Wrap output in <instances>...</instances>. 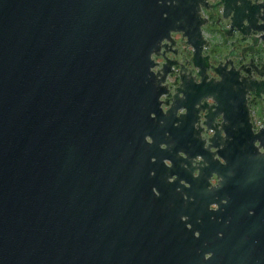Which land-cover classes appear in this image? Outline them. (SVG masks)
I'll list each match as a JSON object with an SVG mask.
<instances>
[{"label":"water","instance_id":"95a60500","mask_svg":"<svg viewBox=\"0 0 264 264\" xmlns=\"http://www.w3.org/2000/svg\"><path fill=\"white\" fill-rule=\"evenodd\" d=\"M217 4L264 41V0ZM210 6L0 0V264H209L173 247L209 236V203L264 204V106L254 131L246 97L264 81L220 64L208 76ZM177 43L196 72L169 86ZM253 251L212 264H264Z\"/></svg>","mask_w":264,"mask_h":264},{"label":"flooded vegetation","instance_id":"af4514ba","mask_svg":"<svg viewBox=\"0 0 264 264\" xmlns=\"http://www.w3.org/2000/svg\"><path fill=\"white\" fill-rule=\"evenodd\" d=\"M218 1L207 0L209 5H215V7H201V15L206 19L201 30L209 42L202 51V54L207 56V59L204 60L206 73L208 76L217 77L212 67L220 64L227 70L231 68L238 70L242 76L264 81V41L259 38V33L256 31L245 35L235 27L230 28L229 19L222 17L223 11L221 5L217 4ZM215 36L220 37L217 42L214 41ZM166 55L177 62L172 63V71L166 76L169 86L178 84L182 66L191 69V73L195 74L196 68L191 63L192 48L190 46L177 43L170 48V52ZM153 58L159 64L154 67V70H157L164 62V58L161 55L153 56ZM195 80L197 81L199 78L195 77ZM246 97L252 129L255 131L260 127L257 125L258 121L261 125L263 124L264 96H257L249 92ZM201 114L203 113L201 112ZM207 136L202 132V137ZM214 151V146H210L209 152ZM210 154L212 158H217L220 164L224 163V159L217 154ZM165 162L168 164L167 161ZM213 168H217V164L214 162ZM222 179V175L218 174L216 170L211 171L209 175L210 192H213V189L218 186V181ZM227 197H229V192L225 191L219 202L209 203V236L198 238L199 235L195 232L194 238L188 237L186 240L178 238L176 241H179L180 245L175 244L173 247L180 246L183 250H197L199 253L205 250L202 257L209 258V264H212L213 258L242 257L246 259L254 257L255 251L250 252L255 248L264 260V204L228 203ZM189 226L190 224H187V227ZM236 228L243 234L233 236L232 233L237 230Z\"/></svg>","mask_w":264,"mask_h":264},{"label":"rangeland","instance_id":"374dc122","mask_svg":"<svg viewBox=\"0 0 264 264\" xmlns=\"http://www.w3.org/2000/svg\"><path fill=\"white\" fill-rule=\"evenodd\" d=\"M219 39H220L219 36H215V37H214V41H215V42H217Z\"/></svg>","mask_w":264,"mask_h":264},{"label":"built area","instance_id":"2783aa9c","mask_svg":"<svg viewBox=\"0 0 264 264\" xmlns=\"http://www.w3.org/2000/svg\"><path fill=\"white\" fill-rule=\"evenodd\" d=\"M257 125H258V126H261V123L258 121V122H257Z\"/></svg>","mask_w":264,"mask_h":264}]
</instances>
